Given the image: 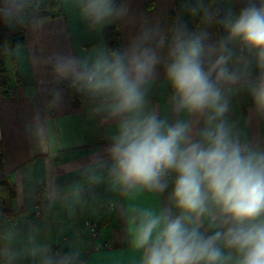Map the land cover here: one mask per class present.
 Wrapping results in <instances>:
<instances>
[{"label": "clouds", "instance_id": "9594fccd", "mask_svg": "<svg viewBox=\"0 0 264 264\" xmlns=\"http://www.w3.org/2000/svg\"><path fill=\"white\" fill-rule=\"evenodd\" d=\"M216 2L181 0L164 24L137 17L132 0H57L89 34L135 29L121 45L61 51L45 47L65 25L49 19V0H0V26L29 37L0 54L26 56L44 94L25 120L28 154L52 158L42 151L49 113L69 96L105 130L86 159L48 169L47 206L71 213L105 186L132 264H264V131L249 133L264 128V0ZM61 175L74 179L64 187ZM146 194L162 200L144 203ZM0 264L87 261L78 239L57 246L41 226L0 212Z\"/></svg>", "mask_w": 264, "mask_h": 264}, {"label": "crops", "instance_id": "0c3cea01", "mask_svg": "<svg viewBox=\"0 0 264 264\" xmlns=\"http://www.w3.org/2000/svg\"><path fill=\"white\" fill-rule=\"evenodd\" d=\"M153 7L146 8L145 0H132V9L137 17L158 19L167 24L171 13L181 12V0H152ZM228 0H221L226 7ZM63 10V17L52 19V22L64 20L62 31L51 41H45V47L61 51H81L91 45L105 41L101 36L87 33L83 25L71 14ZM191 26V20L185 17ZM116 27L120 45L125 43L135 29ZM25 32V42L28 40ZM9 72V85L5 92H0V174L7 177L14 186L16 197L12 208L22 213L16 215L21 220H28L41 226L51 236L57 246L66 241L78 239L87 264H132L133 253L125 242L123 226L119 216L112 210L111 204L117 197L106 191L105 186H97L95 193L89 192L83 204H77L71 213L61 203L49 208L45 199L44 185L48 180V169L54 164L61 167L87 158L100 142L105 130L97 127L87 108L81 104L73 109L66 99L65 107L60 111L49 113L51 149L42 145L43 152L51 151V159L44 156L29 155L25 141L24 124L27 114L36 105L43 106L44 94L40 91L36 77L27 57L23 59L4 56ZM166 90L163 86L156 89V96L163 99ZM239 111L247 112L248 105L241 99ZM264 131V128L253 125L251 135ZM58 183L67 187L74 176L61 175ZM23 193V209H18V190ZM42 189L41 203H38V192ZM162 197L146 194L144 203H157ZM39 212V216L35 212ZM93 224L98 225L96 236ZM100 246L95 250V246Z\"/></svg>", "mask_w": 264, "mask_h": 264}, {"label": "trees", "instance_id": "16d2710c", "mask_svg": "<svg viewBox=\"0 0 264 264\" xmlns=\"http://www.w3.org/2000/svg\"><path fill=\"white\" fill-rule=\"evenodd\" d=\"M146 8L150 9L153 7L152 0H145ZM222 7L221 6V0H217L214 7ZM48 12H49V19H55L63 17V10L60 7V5L57 3V0H49V6H48ZM177 15L175 13H171L169 20L172 18H175ZM191 23L195 24L196 21H192ZM104 38L106 40V43H108L110 46H117L120 45L119 36H118V30L116 27H108L104 31ZM25 32L21 30H15L10 31L3 26H0V45H3L5 42L11 43L15 45L16 43L25 42ZM9 72L6 68L5 61H4V55L0 54V92H5L8 89L9 85ZM68 104L73 109H77L80 107L82 102L77 97H67ZM6 195V198L4 194ZM41 194L42 189H39L38 192V203H41ZM16 197L15 188L13 185H11L7 177L0 174V212H4L10 216L15 217L16 215L22 213L21 211H16L12 208V201Z\"/></svg>", "mask_w": 264, "mask_h": 264}, {"label": "built area", "instance_id": "2783aa9c", "mask_svg": "<svg viewBox=\"0 0 264 264\" xmlns=\"http://www.w3.org/2000/svg\"><path fill=\"white\" fill-rule=\"evenodd\" d=\"M35 215H36V216H39V212L36 211V212H35ZM93 229H94V235L96 236V230L98 229V225H97V224H93ZM99 247H100L99 245H98V246H95L94 249H95V250H99Z\"/></svg>", "mask_w": 264, "mask_h": 264}]
</instances>
